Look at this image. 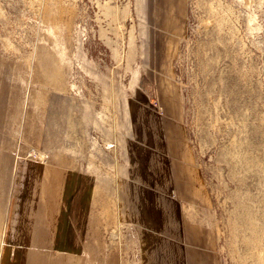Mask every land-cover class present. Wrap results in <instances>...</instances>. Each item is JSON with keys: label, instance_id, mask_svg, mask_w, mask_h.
Here are the masks:
<instances>
[{"label": "rangeland", "instance_id": "374dc122", "mask_svg": "<svg viewBox=\"0 0 264 264\" xmlns=\"http://www.w3.org/2000/svg\"><path fill=\"white\" fill-rule=\"evenodd\" d=\"M142 96L185 133L221 264H264V0H0L4 167H83L112 199ZM114 204L87 264H140Z\"/></svg>", "mask_w": 264, "mask_h": 264}, {"label": "crops", "instance_id": "0c3cea01", "mask_svg": "<svg viewBox=\"0 0 264 264\" xmlns=\"http://www.w3.org/2000/svg\"><path fill=\"white\" fill-rule=\"evenodd\" d=\"M147 100L132 105L134 139L113 183V215L135 231L140 264H221L203 212L210 194L185 133ZM112 199L83 167L1 163L0 264H87L96 202Z\"/></svg>", "mask_w": 264, "mask_h": 264}]
</instances>
